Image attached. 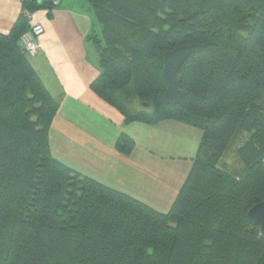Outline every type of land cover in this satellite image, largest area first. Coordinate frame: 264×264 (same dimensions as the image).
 Instances as JSON below:
<instances>
[{
    "label": "trees",
    "instance_id": "obj_1",
    "mask_svg": "<svg viewBox=\"0 0 264 264\" xmlns=\"http://www.w3.org/2000/svg\"><path fill=\"white\" fill-rule=\"evenodd\" d=\"M101 25L90 90L126 124L176 121L202 132L171 208L144 203L54 159L59 104L32 68L21 15L0 35V264H264L247 220L264 198V0H86ZM48 0L23 5L32 12ZM200 44L179 70L183 97L163 102V55ZM136 102L147 107L135 110ZM240 174L219 167L231 143ZM134 142L121 134L115 150Z\"/></svg>",
    "mask_w": 264,
    "mask_h": 264
},
{
    "label": "crops",
    "instance_id": "obj_2",
    "mask_svg": "<svg viewBox=\"0 0 264 264\" xmlns=\"http://www.w3.org/2000/svg\"><path fill=\"white\" fill-rule=\"evenodd\" d=\"M45 0H38L41 5ZM40 7V6H39ZM17 0H0V35H8L22 15ZM39 23L40 49L28 58L59 107L49 130L54 159L75 172L167 213L189 174L202 132L165 120L126 124L121 113L90 90L98 77L99 56L90 35L102 27L86 0H62L56 7L30 12ZM121 134L134 142L129 155L115 144Z\"/></svg>",
    "mask_w": 264,
    "mask_h": 264
},
{
    "label": "water",
    "instance_id": "obj_3",
    "mask_svg": "<svg viewBox=\"0 0 264 264\" xmlns=\"http://www.w3.org/2000/svg\"><path fill=\"white\" fill-rule=\"evenodd\" d=\"M203 46L200 44L184 45L164 53L162 78L165 85L163 102L170 106L179 104L183 97V92L179 87V70L185 61L200 52ZM147 107L146 104L143 105ZM247 220L254 226H257L261 237L264 238V198L263 200L252 206L247 214Z\"/></svg>",
    "mask_w": 264,
    "mask_h": 264
},
{
    "label": "built area",
    "instance_id": "obj_4",
    "mask_svg": "<svg viewBox=\"0 0 264 264\" xmlns=\"http://www.w3.org/2000/svg\"><path fill=\"white\" fill-rule=\"evenodd\" d=\"M20 4L31 3L34 0H17ZM52 7L58 6L62 0H48ZM22 15L29 21L31 20V14L27 10H24ZM44 30L41 24L34 23L30 25L28 32L24 33L21 37V45L28 57H34L40 45L38 44L39 37L43 34Z\"/></svg>",
    "mask_w": 264,
    "mask_h": 264
},
{
    "label": "rangeland",
    "instance_id": "obj_5",
    "mask_svg": "<svg viewBox=\"0 0 264 264\" xmlns=\"http://www.w3.org/2000/svg\"><path fill=\"white\" fill-rule=\"evenodd\" d=\"M30 58V57H28ZM134 105L135 110L145 109L143 105L136 102ZM248 139V134L241 132L238 137L231 143V146L227 150L226 154L222 157L219 167L223 168L230 174H240L244 166L238 160L236 150Z\"/></svg>",
    "mask_w": 264,
    "mask_h": 264
}]
</instances>
